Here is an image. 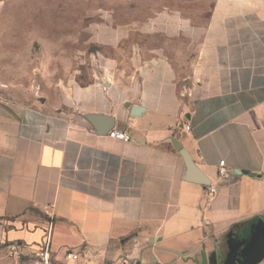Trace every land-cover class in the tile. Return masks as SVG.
I'll return each instance as SVG.
<instances>
[{
  "label": "crops",
  "instance_id": "1",
  "mask_svg": "<svg viewBox=\"0 0 264 264\" xmlns=\"http://www.w3.org/2000/svg\"><path fill=\"white\" fill-rule=\"evenodd\" d=\"M164 16L133 73L87 90L88 112L129 141L0 104V264H62L70 248L72 264H228L236 248L241 264L247 240L264 246V0H182ZM174 141L208 185L185 178Z\"/></svg>",
  "mask_w": 264,
  "mask_h": 264
},
{
  "label": "rangeland",
  "instance_id": "2",
  "mask_svg": "<svg viewBox=\"0 0 264 264\" xmlns=\"http://www.w3.org/2000/svg\"><path fill=\"white\" fill-rule=\"evenodd\" d=\"M173 4L182 0H0V104L87 120V90L100 99L110 74L133 73L151 54V21ZM235 258L237 248L225 260Z\"/></svg>",
  "mask_w": 264,
  "mask_h": 264
},
{
  "label": "water",
  "instance_id": "3",
  "mask_svg": "<svg viewBox=\"0 0 264 264\" xmlns=\"http://www.w3.org/2000/svg\"><path fill=\"white\" fill-rule=\"evenodd\" d=\"M141 108L139 106L131 107V114L136 115L139 113ZM87 120L94 126L95 130L101 134L107 133L114 127V120L112 117L97 113H88L85 115ZM120 130V129H119ZM175 148L180 152L186 167V176L185 178L188 181L200 184L208 185L210 180L204 173L195 165L188 151L179 143L174 141ZM237 228V226H235ZM236 230V229H235ZM243 237L237 235L236 244L239 245L243 243ZM248 250L247 253L243 255V261L241 264H257L261 261L263 256L264 246L260 245L259 240L254 236L246 242Z\"/></svg>",
  "mask_w": 264,
  "mask_h": 264
},
{
  "label": "built area",
  "instance_id": "4",
  "mask_svg": "<svg viewBox=\"0 0 264 264\" xmlns=\"http://www.w3.org/2000/svg\"><path fill=\"white\" fill-rule=\"evenodd\" d=\"M186 129H189V125H186ZM108 135L111 138L119 139L122 141H129L131 139V136L128 133L122 130H118V129L110 130L108 132ZM218 174L220 176H224L227 174V169L225 168V164L223 160L219 161ZM208 191L210 194H212L215 191V187L213 185H209ZM206 222H208V220H206ZM38 256L41 259H45L48 256V251L45 250L39 253ZM81 256L82 255L79 250H75L73 248L67 249L62 256V262H63L62 264H72L73 262H77ZM129 264H149V263H145L142 261H133Z\"/></svg>",
  "mask_w": 264,
  "mask_h": 264
}]
</instances>
